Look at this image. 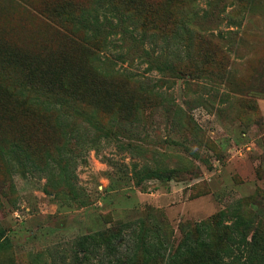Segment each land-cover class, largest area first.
<instances>
[{"label":"rangeland","instance_id":"rangeland-1","mask_svg":"<svg viewBox=\"0 0 264 264\" xmlns=\"http://www.w3.org/2000/svg\"><path fill=\"white\" fill-rule=\"evenodd\" d=\"M60 1L0 0V264H105L112 243L157 242L155 226L175 244L191 234L220 264H264V0H188L175 35L158 31L164 15L144 26L117 0H76L74 23L111 43L93 66L140 74L156 98L123 119L32 84L62 55L44 18ZM192 60L209 75L174 72ZM23 101L38 112L18 127Z\"/></svg>","mask_w":264,"mask_h":264},{"label":"trees","instance_id":"trees-1","mask_svg":"<svg viewBox=\"0 0 264 264\" xmlns=\"http://www.w3.org/2000/svg\"><path fill=\"white\" fill-rule=\"evenodd\" d=\"M117 1L130 7L136 13H140L143 17L144 26L155 23V14H160L161 17L164 15V24L158 28L160 33L175 35L178 33V27L184 30L182 23L176 18V12L178 11V5L182 4L181 8L183 9L188 4V0ZM84 5V2L76 0H61L57 5L50 3L47 6L46 13L48 14L44 18L54 26H50L51 35L62 42V55L58 59L53 55H49L42 62V68H40L42 74L39 72L40 78L36 80L38 75L31 74L32 81L35 82L32 84L36 87L41 82L45 95L49 99H61L64 102L74 100L75 104L81 105L87 104L91 100L93 102L97 101L108 116L123 119L130 116L131 110H123L121 107L132 106L137 101L151 104L156 98L154 94L147 90L148 83L140 74L125 69L104 73L93 66L91 62L93 58L110 59L105 52L108 51L111 43L108 42L107 38L88 34L84 25L79 26L74 23L72 17L81 14ZM160 6L165 9L162 10L164 14L156 10ZM184 35L189 37L187 32ZM197 40L202 43L211 40V38L201 35L198 36ZM194 42L197 46L195 39ZM217 53L219 51L202 47V55L200 56L206 58ZM121 55V53H118L116 56L111 57L121 58ZM38 65L41 66V63ZM197 66L199 65L194 64L192 60L190 64L173 67V70L175 69L174 72L180 75L185 74L187 71H189L187 74L191 76L195 74L198 76L209 75L205 68H197ZM8 110V108L2 107L4 116L9 114ZM2 112L0 111V114ZM37 112L38 109L34 104H29L27 101L16 102L12 106L11 113L13 116L10 119L14 123L18 122V127H21L25 124L26 119L34 117ZM31 125L34 128L37 124L32 122ZM49 127L51 130L58 129V126L53 124ZM15 129L17 128L15 127ZM17 133L25 135L27 130L22 129ZM193 228V230L197 229L198 225H194ZM111 231L113 235H116V241L123 237L121 226L114 227ZM155 237L158 240L155 243H151L150 238H146V234L140 237L138 242L132 239L131 246L123 251H118L117 244L112 243V246H109L116 252V255L114 258L108 259L105 264H220L221 262L218 250H210L204 247L191 234H183L175 244L172 233L162 232L155 226ZM80 250L84 251L82 247Z\"/></svg>","mask_w":264,"mask_h":264}]
</instances>
